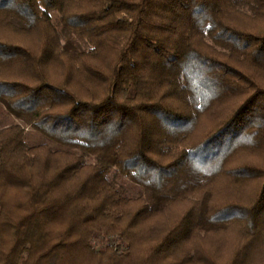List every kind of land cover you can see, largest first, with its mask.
<instances>
[{
	"label": "trees",
	"instance_id": "16d2710c",
	"mask_svg": "<svg viewBox=\"0 0 264 264\" xmlns=\"http://www.w3.org/2000/svg\"><path fill=\"white\" fill-rule=\"evenodd\" d=\"M0 104V264H264V0H0Z\"/></svg>",
	"mask_w": 264,
	"mask_h": 264
},
{
	"label": "rangeland",
	"instance_id": "374dc122",
	"mask_svg": "<svg viewBox=\"0 0 264 264\" xmlns=\"http://www.w3.org/2000/svg\"><path fill=\"white\" fill-rule=\"evenodd\" d=\"M53 18H55V15L53 16ZM12 123L19 124L26 131V139L29 145H34L43 141V138L37 131H35L28 125L23 124L20 120L16 119L0 104V128L8 126ZM88 161H90V159H88ZM108 177L116 186L121 188L126 196L135 197L143 192V187L131 182L124 176H121L114 168L110 170V172L108 173ZM95 242L104 243L105 239L98 236L96 237Z\"/></svg>",
	"mask_w": 264,
	"mask_h": 264
}]
</instances>
